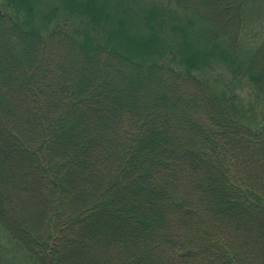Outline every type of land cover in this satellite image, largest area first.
<instances>
[{
  "label": "trees",
  "instance_id": "16d2710c",
  "mask_svg": "<svg viewBox=\"0 0 264 264\" xmlns=\"http://www.w3.org/2000/svg\"><path fill=\"white\" fill-rule=\"evenodd\" d=\"M173 1L211 28L0 0V233L31 264H264V41L238 60L241 3ZM212 61L251 89H214Z\"/></svg>",
  "mask_w": 264,
  "mask_h": 264
},
{
  "label": "rangeland",
  "instance_id": "374dc122",
  "mask_svg": "<svg viewBox=\"0 0 264 264\" xmlns=\"http://www.w3.org/2000/svg\"><path fill=\"white\" fill-rule=\"evenodd\" d=\"M232 1L236 4L241 3V8L239 10L240 13L236 15V18L233 20L234 24H230V26L224 24V29L234 40V53L236 56L233 57L238 60H242L251 56L256 47L264 41V0ZM152 2L161 6V8L165 11L168 9L173 10L182 18H192L196 22L194 25L197 26L200 33H202L204 28L208 25L199 21L197 17L198 14L193 12L191 8L186 9L177 5V3L173 0H143V7L146 5L149 6ZM210 9H212V5H210ZM171 22L172 19L169 20V25ZM212 25L214 27H220V24L215 23L214 21H212ZM209 27L211 28V26ZM224 37L227 36H222V38ZM217 41L221 43L222 39L220 40L219 38ZM174 53L175 51L172 50L171 55ZM165 58L170 59L168 56ZM235 68L236 66L233 64H231V67L228 68L227 64L223 61H212L210 67L205 69V75L203 74V76L206 77L210 81L213 88L218 91L221 89L228 90L230 88L229 90L233 91L232 89H234L240 94L247 93L251 89L252 84L247 81L244 72L238 71L237 73H233ZM239 76H241V78H239ZM0 264H31L30 260L26 259L21 252L16 250L14 243L10 240H6L2 232L0 233Z\"/></svg>",
  "mask_w": 264,
  "mask_h": 264
}]
</instances>
